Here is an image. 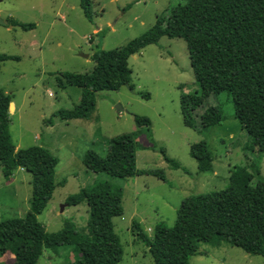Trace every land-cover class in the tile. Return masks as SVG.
Here are the masks:
<instances>
[{
	"label": "rangeland",
	"instance_id": "374dc122",
	"mask_svg": "<svg viewBox=\"0 0 264 264\" xmlns=\"http://www.w3.org/2000/svg\"><path fill=\"white\" fill-rule=\"evenodd\" d=\"M93 17L85 16L80 0H3L0 15V53L17 56L2 63L0 88L13 95L17 105L11 113V133L16 149L45 146L59 157L58 185L39 220L49 231L74 222L87 231L89 206L86 201L70 205L67 198L82 188L108 180L123 189L124 212L115 216V231L124 254L119 264H155L147 245L134 232L135 220L154 235L159 223L173 226L182 200L192 194L226 187L235 165L260 172L264 178V153L247 149L251 138L235 114L232 95H212L207 105H220L221 124L198 130L185 123L183 94L200 91L183 38L163 36L130 56L131 82L117 90L97 92V103L87 117L62 120L48 118L60 108H72L82 98V88L59 85L66 72H91L92 55L127 44L154 26L159 16L186 0H92ZM64 15V18H63ZM35 23L24 29L11 23ZM10 21V22H9ZM9 26H8V25ZM13 25V27H12ZM101 27L100 34L95 29ZM86 54L90 57L85 56ZM205 106V105H204ZM121 108V109H120ZM204 107L193 111L199 119ZM135 114L151 124L139 125ZM132 133L138 143L137 168L141 173L117 178L101 171L109 152L110 139ZM205 140L212 150L213 171L200 172L191 154L194 143ZM172 159L169 162L165 156ZM173 162L180 166H175ZM150 170H160L165 178ZM32 175L18 168L6 177L0 169V221L23 217L30 208ZM201 254L191 264H264V256L222 242L200 244ZM73 246L59 253L45 248L37 264H70L78 256ZM11 250L0 252V264H13Z\"/></svg>",
	"mask_w": 264,
	"mask_h": 264
},
{
	"label": "trees",
	"instance_id": "16d2710c",
	"mask_svg": "<svg viewBox=\"0 0 264 264\" xmlns=\"http://www.w3.org/2000/svg\"><path fill=\"white\" fill-rule=\"evenodd\" d=\"M89 19L93 17L92 0H80ZM10 22V21H9ZM11 23L24 29L35 23ZM163 36L183 38L200 91L183 94L181 107L185 123L199 131L221 124L225 119L220 105H207L210 96L222 92L232 95L235 114L251 141L247 149L264 153V0H186L159 16L157 23L127 44L110 50L100 49L92 57L96 65L91 72H66L58 77L60 86L73 84L82 88L79 104L60 108L48 118L69 120L87 117L97 103V92L117 90L131 82L128 60ZM19 59L0 53L2 63ZM13 95L0 88V169L6 177L18 168L32 175L30 208L23 217L0 221V252L11 250L13 264H37L45 248L59 253L73 246L78 256L70 264H119L124 249L115 231L113 218L124 212L123 189L108 180L82 188L68 196L70 205L86 201L89 206L87 231L74 222L58 231H49L39 220L58 185L59 157L45 146L18 148L11 133L10 103ZM205 105V106H204ZM204 107L196 119L193 111ZM139 125L151 120L135 114ZM138 143L132 133L110 139L109 152L101 161V171L117 178L141 173L137 168ZM200 172L213 171L214 156L205 140L191 146ZM165 158L171 162L167 155ZM175 166H180L173 162ZM151 173L165 178L160 170ZM132 228L149 248L155 264H191V257L201 254L200 244L215 246L223 241L252 254L264 256V178L260 172L242 165L231 169L226 187L185 197L173 226L159 223L150 236L140 222Z\"/></svg>",
	"mask_w": 264,
	"mask_h": 264
},
{
	"label": "water",
	"instance_id": "95a60500",
	"mask_svg": "<svg viewBox=\"0 0 264 264\" xmlns=\"http://www.w3.org/2000/svg\"><path fill=\"white\" fill-rule=\"evenodd\" d=\"M3 0H0V2H2ZM0 23H2V24H5L6 23V21H5V19L0 15ZM12 27H13V25H12ZM85 56H89L88 54H86ZM13 104H14V102L12 101L11 103H10V111L13 109ZM121 109V108H120Z\"/></svg>",
	"mask_w": 264,
	"mask_h": 264
},
{
	"label": "crops",
	"instance_id": "0c3cea01",
	"mask_svg": "<svg viewBox=\"0 0 264 264\" xmlns=\"http://www.w3.org/2000/svg\"><path fill=\"white\" fill-rule=\"evenodd\" d=\"M93 2V1H92ZM86 16V15H85ZM63 18H64V15H63ZM88 18V17H87ZM13 19V18H12ZM6 24V23H5ZM8 25V24H7ZM9 26V25H8ZM100 32H101V27H99L98 29H95V33H97V34H100ZM91 56V54L88 56V57H90ZM13 102H14V104H15V106H16V109H17V105H16V103H15V101L13 100ZM18 148H20V146L18 147ZM17 148V149H18Z\"/></svg>",
	"mask_w": 264,
	"mask_h": 264
},
{
	"label": "bare ground",
	"instance_id": "6f19581e",
	"mask_svg": "<svg viewBox=\"0 0 264 264\" xmlns=\"http://www.w3.org/2000/svg\"><path fill=\"white\" fill-rule=\"evenodd\" d=\"M15 107V104H13V108Z\"/></svg>",
	"mask_w": 264,
	"mask_h": 264
}]
</instances>
